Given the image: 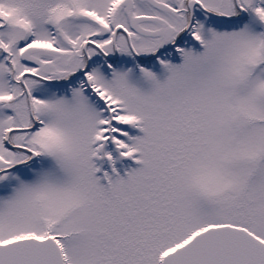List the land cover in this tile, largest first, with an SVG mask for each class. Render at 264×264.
<instances>
[{"label": "snow or ice", "instance_id": "obj_1", "mask_svg": "<svg viewBox=\"0 0 264 264\" xmlns=\"http://www.w3.org/2000/svg\"><path fill=\"white\" fill-rule=\"evenodd\" d=\"M0 264H264V0H0Z\"/></svg>", "mask_w": 264, "mask_h": 264}]
</instances>
